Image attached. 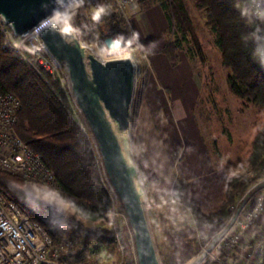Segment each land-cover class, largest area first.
<instances>
[{
  "label": "trees",
  "instance_id": "obj_1",
  "mask_svg": "<svg viewBox=\"0 0 264 264\" xmlns=\"http://www.w3.org/2000/svg\"><path fill=\"white\" fill-rule=\"evenodd\" d=\"M152 3H157L162 9L167 21V33L171 35L166 37L161 49L168 62L177 64L180 50H185L190 59L197 56L201 60V42L184 0H140L143 7ZM192 3L203 16V23L212 33V40L219 51L220 62L228 70V90L264 111V58L259 53L264 40L260 39L257 28L264 27V10L259 20L252 21L239 0H192ZM91 5L94 6L91 10L93 16L86 18L84 9ZM78 7L85 13H75L72 22L82 38L92 40L95 31L101 38L110 35L119 37L123 43L128 40L127 28L112 0H99L96 3L82 0ZM2 37L0 31V91L11 92L18 100L14 132L31 150L39 153L43 163L53 172L56 187L62 190L76 212L84 217L104 215L109 201L106 181L87 132L70 114L62 88L57 81L45 79L11 47L1 46ZM247 162L251 173L228 176L225 196L213 211H202L187 193L184 181L176 176L171 178L169 184L171 197L180 206H185L196 220L223 219L227 215V207L262 173L264 120L252 136ZM26 180L0 167V193L3 197L15 202L29 219L38 221L45 228L50 226L49 233L54 243L63 241L67 236L65 229L58 220L55 227L50 221L59 209L32 195L25 186ZM70 218L75 224H80L79 220ZM255 236L264 238V230L257 229ZM121 242L129 251L126 240L123 238ZM190 250L192 252L194 249ZM258 258H253L254 264H261ZM201 264L216 263L205 260Z\"/></svg>",
  "mask_w": 264,
  "mask_h": 264
},
{
  "label": "rangeland",
  "instance_id": "obj_2",
  "mask_svg": "<svg viewBox=\"0 0 264 264\" xmlns=\"http://www.w3.org/2000/svg\"><path fill=\"white\" fill-rule=\"evenodd\" d=\"M81 1L76 2V5ZM92 1L96 3L99 0ZM184 2L203 51V58L200 60L197 56L188 58L185 50H181L199 85V94L193 106L197 125L209 154L226 168L227 177L250 174L247 154L252 136L264 120V111L261 107L235 96L228 90L226 83L228 70L220 62L219 51L212 40V33L204 25V18L193 6L192 0H184ZM239 2L241 7H244L243 1L239 0ZM74 4L62 8L61 12L64 14L62 24L73 23L74 14H71L70 10L74 8ZM93 8L94 6L91 5L84 9L86 18L93 16L91 13ZM130 16L128 23L123 20L128 31L126 42H129V46L126 47L129 49L124 45L104 53L103 56L121 55L125 49H128L138 66L139 72L136 69L137 75L130 104L129 125L125 132L128 135L131 155L145 192V213L161 264H180L199 252L197 232H202L207 243L217 227L214 226L213 231H206V226L202 228L197 226L186 207L180 206L172 200V197L170 198L169 184L174 176L173 163L177 159L178 152L175 155L168 153L167 148L159 140L157 122L154 123L150 114L143 113L146 103L144 84L151 73V68L145 51L131 28ZM75 29L78 30L76 26ZM167 36L171 35L167 33ZM96 37L98 35L94 31V38ZM90 44L99 53L101 49L95 47L94 43ZM87 137L99 161L96 142L90 130H87ZM172 155L173 162L168 164V159L171 161ZM170 164H172L171 167ZM25 186L32 195L59 209L51 216L50 221L55 227L58 220L57 222L67 233L66 237L76 235L77 242L99 244L97 264H136L134 253L130 250L123 229L118 221L116 219L112 221L109 215V196L104 215L84 217L72 208L69 200L56 185L44 186L33 180H26ZM262 214L263 218L253 226V233L257 229L264 230V209ZM70 217L79 220L80 224H75ZM111 224L121 229L116 238L110 231ZM122 237L126 240L129 251L121 242ZM253 237L262 239L264 243L262 236L253 235ZM190 249L194 250L191 252ZM258 261H260L259 258Z\"/></svg>",
  "mask_w": 264,
  "mask_h": 264
},
{
  "label": "built area",
  "instance_id": "obj_3",
  "mask_svg": "<svg viewBox=\"0 0 264 264\" xmlns=\"http://www.w3.org/2000/svg\"><path fill=\"white\" fill-rule=\"evenodd\" d=\"M78 1L80 0L66 4L75 3L74 8L70 10L71 14L85 13L79 9V4L76 5ZM113 1L122 20L128 23L129 16L138 10L137 0ZM243 4L252 21L261 18L264 0H243ZM64 6L45 14L16 35L0 19V31L3 36L1 46L11 47L37 72L43 74L45 79L57 81L66 97L71 116L80 128L87 132L90 130L88 124L71 95L68 72L45 45L38 33L48 23H52L60 29H73L79 41L87 48L91 49L89 44L94 43L95 47L101 49L99 51L101 55L94 52L101 60L118 56L116 54L109 57L103 56L104 53L117 47H106L99 36L94 38L93 42L88 41L81 37L73 23L62 24L64 14L61 10ZM257 28L260 39L264 40L263 25ZM124 45V47L129 46V42L124 43ZM259 53L264 58V46ZM133 63L139 72L136 61ZM136 75L137 73H135L134 80ZM17 107L18 100L14 94L8 91H0V167L44 186L55 185L53 172L43 163L39 153L31 150L14 132L13 123L16 118ZM96 161L100 163L97 159ZM106 186L110 198L109 215L112 221L116 219L120 224L130 250L134 253L132 230L121 200L107 182ZM263 209L264 168L261 175L252 181L227 207V215L223 219L213 218L210 221H200L192 218L195 224L201 228L213 224L217 227L216 231L228 223L215 243L205 251L201 261L207 260L216 264H254L253 258L255 256L260 258L264 254L263 240L253 237V226L263 218ZM202 223L204 224L202 225ZM50 229V226L45 228L38 221L29 219L20 211L15 202L5 199L0 193V264H97L99 244L96 242L86 244L77 242L76 235L65 237L63 241L54 243L49 233ZM110 231L116 238L121 229L119 226L111 224ZM197 241V250L204 249L206 240L200 231L197 232ZM201 261L198 264H201Z\"/></svg>",
  "mask_w": 264,
  "mask_h": 264
},
{
  "label": "water",
  "instance_id": "obj_4",
  "mask_svg": "<svg viewBox=\"0 0 264 264\" xmlns=\"http://www.w3.org/2000/svg\"><path fill=\"white\" fill-rule=\"evenodd\" d=\"M72 1L0 0V19L16 35ZM38 34L68 72L71 95L95 139L103 176L120 198L132 230L136 264H161L145 213V192L125 132L137 68L127 55L101 60L79 41L73 29L65 31L48 23ZM102 41L108 48L124 45L119 37L110 35ZM227 225L212 234L204 249L180 264H198Z\"/></svg>",
  "mask_w": 264,
  "mask_h": 264
},
{
  "label": "crops",
  "instance_id": "obj_5",
  "mask_svg": "<svg viewBox=\"0 0 264 264\" xmlns=\"http://www.w3.org/2000/svg\"><path fill=\"white\" fill-rule=\"evenodd\" d=\"M136 5L138 10L130 16V25L151 68L144 84L143 113L157 122L159 140L168 153L179 154L173 163L174 176L184 181L187 193L202 211H213L225 196L227 170L211 157L197 125L193 111L199 94L197 79L181 50L175 65L162 52L167 21L160 6L152 3L143 7L140 0ZM173 158L172 155L171 161L168 159V164ZM213 227L206 225V231H213ZM259 259L264 264L263 256Z\"/></svg>",
  "mask_w": 264,
  "mask_h": 264
},
{
  "label": "bare ground",
  "instance_id": "obj_6",
  "mask_svg": "<svg viewBox=\"0 0 264 264\" xmlns=\"http://www.w3.org/2000/svg\"><path fill=\"white\" fill-rule=\"evenodd\" d=\"M89 46H90V48H91V50L93 51V52H95V53H97V51L93 48V45H91V44H89ZM129 49V48H128ZM128 49H125V51L120 55V56H122V55H128V56H130L131 58H132V60L134 61V57H133V54L128 50ZM119 56V55H118ZM135 62V61H134ZM127 129V128H126ZM125 129V130H126Z\"/></svg>",
  "mask_w": 264,
  "mask_h": 264
},
{
  "label": "snow or ice",
  "instance_id": "obj_7",
  "mask_svg": "<svg viewBox=\"0 0 264 264\" xmlns=\"http://www.w3.org/2000/svg\"><path fill=\"white\" fill-rule=\"evenodd\" d=\"M97 15H99V14H97ZM69 30H70V29H67V28L65 29V31H69Z\"/></svg>",
  "mask_w": 264,
  "mask_h": 264
},
{
  "label": "clouds",
  "instance_id": "obj_8",
  "mask_svg": "<svg viewBox=\"0 0 264 264\" xmlns=\"http://www.w3.org/2000/svg\"><path fill=\"white\" fill-rule=\"evenodd\" d=\"M98 18V17H97Z\"/></svg>",
  "mask_w": 264,
  "mask_h": 264
}]
</instances>
